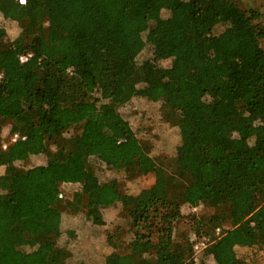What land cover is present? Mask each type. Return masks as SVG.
Wrapping results in <instances>:
<instances>
[{"label":"trees","instance_id":"obj_1","mask_svg":"<svg viewBox=\"0 0 264 264\" xmlns=\"http://www.w3.org/2000/svg\"><path fill=\"white\" fill-rule=\"evenodd\" d=\"M263 16L237 0H0V264H180L207 236L217 264H264ZM136 98L176 129L172 153L118 104ZM7 125L26 138L3 148ZM149 156V186L114 180ZM109 207L104 259L75 253L56 215Z\"/></svg>","mask_w":264,"mask_h":264},{"label":"rangeland","instance_id":"obj_2","mask_svg":"<svg viewBox=\"0 0 264 264\" xmlns=\"http://www.w3.org/2000/svg\"><path fill=\"white\" fill-rule=\"evenodd\" d=\"M240 5L244 7L257 6L264 11V0H237ZM153 23L163 24L168 27V21L166 17H161L159 19L153 20ZM264 22V16H263ZM223 29L222 25H218L214 28V33H219ZM9 33L14 37L17 32L15 26L12 24L8 25ZM264 46V38L262 41ZM127 49L124 45H117L114 48V53L116 55L121 54ZM109 92L107 89L103 92V98L108 99ZM120 106L128 105L132 106L134 113V121L137 125H154L152 132H147L146 136L156 135L158 141V149L165 153H172V140L176 134L175 128H168L158 125L157 116L155 115V109L157 103L148 100L147 98H136L130 100H124L118 103ZM10 125H7L5 129V136H7V130ZM58 132H63L64 128L58 127ZM152 133V134H151ZM155 162L152 156L147 157L143 163V169L145 171L144 175L134 179L125 180L121 175H114V180L119 183H126L128 186H149L152 182V178L147 176V174L154 167ZM88 169L91 173L93 179L97 177L101 178L102 175L113 173L107 170L103 165L95 162H90L88 164ZM76 186L68 185L65 189L68 193H72ZM202 210H192V207L184 206L181 209L183 215H187L190 212H201ZM117 213V208H99L92 209L86 208L77 213H73L69 210H62L57 215L56 218L59 220L62 230V235L64 238L68 239L71 244V248L75 253H87L95 260L104 259L107 250L110 246V238L106 234V229L109 227L111 221L115 218ZM212 235L214 231L211 230ZM200 240H205L208 242V246L203 250V258L205 264H217L214 256L213 249L211 247L212 237H200ZM198 240V239H197ZM140 248V246L138 247Z\"/></svg>","mask_w":264,"mask_h":264},{"label":"built area","instance_id":"obj_3","mask_svg":"<svg viewBox=\"0 0 264 264\" xmlns=\"http://www.w3.org/2000/svg\"><path fill=\"white\" fill-rule=\"evenodd\" d=\"M21 2H25V0H20ZM32 52L24 53L20 55L21 61H26L30 56H32ZM4 72L0 71V82L4 78ZM26 134H22L18 131H12L11 128L7 130V136L5 137V140L3 142V148L7 147L10 143H13L17 141L18 139H25ZM200 206H192V210H200ZM221 233V228L217 227L214 230V234L218 235ZM212 243V242H211ZM208 246V242L205 240H196L192 246V252L191 255L183 260H180V264H205L204 258H203V250Z\"/></svg>","mask_w":264,"mask_h":264}]
</instances>
